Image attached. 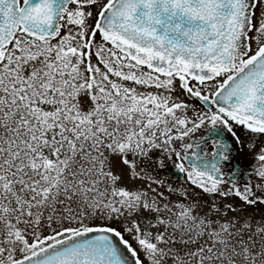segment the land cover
Instances as JSON below:
<instances>
[{"label":"snow or ice","instance_id":"6c2138e0","mask_svg":"<svg viewBox=\"0 0 264 264\" xmlns=\"http://www.w3.org/2000/svg\"><path fill=\"white\" fill-rule=\"evenodd\" d=\"M0 264H264V0H0Z\"/></svg>","mask_w":264,"mask_h":264}]
</instances>
